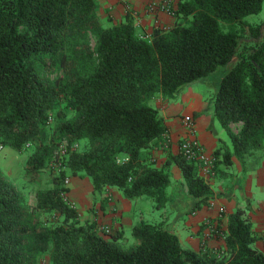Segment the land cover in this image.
Wrapping results in <instances>:
<instances>
[{"label":"trees","instance_id":"1","mask_svg":"<svg viewBox=\"0 0 264 264\" xmlns=\"http://www.w3.org/2000/svg\"><path fill=\"white\" fill-rule=\"evenodd\" d=\"M262 0H178L174 20L139 29L134 15L102 17L99 0H0V146L29 149L24 174L47 170L34 202L0 167V264H264L244 208L226 215L223 244L184 246L165 220L141 219L104 234L67 199L69 174L88 176L93 192L116 186L162 209L181 171L194 208L212 196L202 163L181 152L157 164L152 147L167 131L157 103L177 100L185 85L220 65L212 115L227 139L213 167L245 166L264 151V29L249 22ZM53 74L52 76H50ZM241 124L237 131L231 122ZM69 146L50 161L62 140ZM77 143L71 148L72 143Z\"/></svg>","mask_w":264,"mask_h":264},{"label":"crops","instance_id":"2","mask_svg":"<svg viewBox=\"0 0 264 264\" xmlns=\"http://www.w3.org/2000/svg\"><path fill=\"white\" fill-rule=\"evenodd\" d=\"M151 1L155 0H99L101 11L108 9V14L114 18L120 17L129 10L134 15L139 29L145 32H149L155 24L167 26L174 20L173 14L157 8H149L148 4ZM106 13L104 12V15ZM183 101L185 102L186 98ZM157 103L167 125L166 133L152 147V159L158 165L166 161L170 152H179L180 140L188 135L183 122L185 115L193 117L194 135L207 152L213 153L218 143L226 139L224 128H215L210 112L212 107L206 102L204 104V101L200 102V100L189 101L187 109L183 112V102L163 103L158 99ZM232 123H236L237 128ZM240 124V121L231 122L230 126L237 131ZM231 160L232 163L229 165L219 162L215 168L211 165L207 169L203 167L200 169V173L211 186L212 196L207 203L197 208L193 207L197 198L188 193L179 166L171 162L170 170L174 182L169 188L168 201L160 209L158 216L150 214L149 221L165 220L166 224L177 233L184 246L199 249L204 243L209 247L217 248L223 244L222 236L210 231L209 225L205 222L216 221L222 229H225L227 213L236 207H241L244 208L245 215L250 218L254 233L258 235L254 244L264 252V151L260 156L251 154L245 166H242L236 156H232ZM78 177L84 179L86 176L78 175ZM77 185L79 189L82 188L81 182ZM141 199L123 196L116 186H108L102 194L94 196L91 184L90 192L86 191L80 196L82 205L76 206L80 214L83 212V216L94 218L98 225L103 223L109 227L111 234L134 224V209L141 204ZM86 203H94V210L84 214ZM141 219L142 215H139L137 221ZM180 225L187 230L184 236H180L176 231Z\"/></svg>","mask_w":264,"mask_h":264},{"label":"rangeland","instance_id":"3","mask_svg":"<svg viewBox=\"0 0 264 264\" xmlns=\"http://www.w3.org/2000/svg\"><path fill=\"white\" fill-rule=\"evenodd\" d=\"M106 12V10L104 11ZM104 12L101 11L102 17H105ZM249 22L253 23H261V28L264 29V0H262L261 9L258 12L248 14L246 16ZM228 68L227 65H220L214 71L210 72L209 75L204 77L203 79L194 80L188 83L183 87L181 93L179 94L177 100L178 102H183L184 106L182 108V112L184 109H187L189 101L196 102L200 100V102L204 101V104H209V106H213V99L215 95V91L217 88L218 81L221 75L226 71ZM51 74L50 76H52ZM184 98L186 101L184 102ZM174 102V101H172ZM212 114V110L210 111ZM212 121L215 128H221V124L218 119L214 118L212 115ZM232 125L237 128L236 123H232ZM228 140V137L225 136ZM29 153V149H24L22 151H17L9 146L0 147V167L2 171L15 183V185L21 189L24 193H26L28 200L30 203L34 202V193L35 189L38 186H43L45 183L48 182L49 175L47 170L44 169L40 172L39 175L29 177L28 175L24 174V166H25V158ZM73 174H69L68 184L71 187V190L66 193L67 199L76 207H80L82 202H80V196H82L86 191L90 192L91 187V180L88 176L84 179H80L78 175L72 176ZM78 182H81L82 188L79 189L77 185ZM93 190V188H92ZM94 193V192H93ZM260 190L258 191V194ZM96 196V194H94ZM141 199V204L134 209L135 214L133 215L134 223L138 220V216L142 215V219L150 220V214L158 216L160 209H156L152 206L153 202L150 198L147 197H139ZM136 199V198H135ZM87 204V203H86ZM77 205V206H76ZM94 210V203L87 204L84 210V214L87 212H91ZM81 216H83V212H81ZM90 218V217H88ZM99 230L104 234H109V227L105 226L103 223H100ZM108 228V229H107ZM180 233V236H184L187 232L186 228L182 225L176 230ZM134 237L131 233V227L125 226L123 229V237L121 239V243L124 247H128L132 243H134Z\"/></svg>","mask_w":264,"mask_h":264},{"label":"built area","instance_id":"4","mask_svg":"<svg viewBox=\"0 0 264 264\" xmlns=\"http://www.w3.org/2000/svg\"><path fill=\"white\" fill-rule=\"evenodd\" d=\"M177 1L178 0H155V1H151L148 4V7L151 9L157 8L162 11L168 12L170 14H174V10L177 7ZM183 122L187 128L188 135L180 140L178 144L179 152H181L188 159L199 160L202 163L201 168L203 167L207 169L209 166L213 165V162L215 160L214 154L207 152L204 146L198 141V139L194 135L193 117L191 115H185L183 118ZM68 146L69 144L67 140L63 139L58 149L55 150L53 159L50 161V164L55 166L59 165V162L57 160V155L63 154ZM76 146H77L76 142L70 145L71 148H75ZM68 181L69 178L68 176H66L64 178L65 184H68ZM205 223L209 225L210 231L219 235L222 234L221 229H218V222L207 220ZM203 244L204 243H202V245ZM41 262L42 264H47V257L43 256L41 258Z\"/></svg>","mask_w":264,"mask_h":264}]
</instances>
